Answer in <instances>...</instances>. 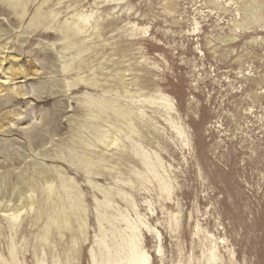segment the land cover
Masks as SVG:
<instances>
[{"label": "rangeland", "instance_id": "rangeland-1", "mask_svg": "<svg viewBox=\"0 0 264 264\" xmlns=\"http://www.w3.org/2000/svg\"><path fill=\"white\" fill-rule=\"evenodd\" d=\"M129 240L264 264V0H0V264Z\"/></svg>", "mask_w": 264, "mask_h": 264}, {"label": "bare ground", "instance_id": "bare-ground-1", "mask_svg": "<svg viewBox=\"0 0 264 264\" xmlns=\"http://www.w3.org/2000/svg\"><path fill=\"white\" fill-rule=\"evenodd\" d=\"M161 100L164 102V107L166 109H168L169 112H170L172 110V107H171V104H170L169 100L166 97H162ZM39 173H41L42 175L45 174L42 170H40ZM121 249L124 252H126L124 254V259L126 260L125 263L118 262L112 256H108L106 258L103 256V257L100 258L101 260L99 262H97L96 259H94L93 264H148V257H147V255L144 253V251H141L139 249V247L133 241L129 240V242H127L125 244L123 242L122 243V246H121Z\"/></svg>", "mask_w": 264, "mask_h": 264}]
</instances>
